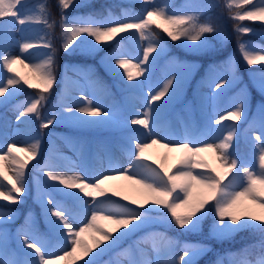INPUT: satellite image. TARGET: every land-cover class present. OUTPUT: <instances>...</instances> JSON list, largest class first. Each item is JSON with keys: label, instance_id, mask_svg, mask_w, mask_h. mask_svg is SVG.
<instances>
[{"label": "snow or ice", "instance_id": "1", "mask_svg": "<svg viewBox=\"0 0 264 264\" xmlns=\"http://www.w3.org/2000/svg\"><path fill=\"white\" fill-rule=\"evenodd\" d=\"M24 3L25 0H0V18L10 17L21 26L43 24L48 29H54L56 21L50 22L46 0L38 5V11L34 13H25L22 8ZM142 3L144 10L135 16L114 19L109 13L104 18L89 15L70 20L64 15V10L73 5L74 0H59L63 50H74L81 43L99 48L116 41L118 36L123 40L125 37L121 34L132 35L146 44L139 62H134V56L123 58L130 54L120 50L119 41L117 49L107 57L110 68L117 74H120L119 69H123L121 75L131 82L146 77L151 70L150 58L155 61L165 51L164 44L153 29L165 33L172 41H180L184 47L205 46L206 34L223 38L221 29L210 18H205L211 5H188L185 9L172 11L168 4L157 3L156 0H142ZM224 6L233 20L260 21L264 24V0H225ZM235 30L240 34L255 32V29L239 23ZM41 40L44 38L41 37ZM19 47V55L0 50V67L11 74L0 79V103L24 91L25 86L36 90L21 105L17 121L34 114V118L41 121V128L64 121L80 129L113 122L112 110L95 95L89 99L83 94V87L78 90V99L83 102L79 106L61 103L54 111L42 114L41 110L57 82L56 48L51 39L43 44L25 39ZM37 47L47 48L48 51L43 58L34 60L29 50ZM239 50L248 66H264V46L243 41L239 43ZM18 65L26 71L18 69ZM232 71L234 74V69ZM85 79L88 85L95 83L87 77ZM175 79L166 80L158 91H149L143 111L126 121L139 126L140 132V135L129 138L126 167L110 165L111 174L92 175L86 167L75 163L64 171L58 170L55 164L44 165L48 169L44 171V176L60 192L78 200L84 207L91 204L90 216L77 220L70 207L48 197L44 201L47 223L55 236L56 247L29 232H22V245L32 251L25 253L31 259H21L15 252H9L4 242L6 234L0 231V264H103L105 254L119 249L122 240L153 220L150 213L157 207L165 212L162 221L181 229H195L202 217L212 214L213 228L219 236L245 229H259L264 233V106H261L259 131L251 130L253 162L249 163L237 155L234 144L237 136L235 122L242 118L243 100L232 111L211 121L199 136L187 126L178 137L161 127V110L172 98L170 89L172 93L176 91L173 88ZM228 82L227 78H223L215 84V88L219 89ZM259 88L264 92V73L259 79ZM225 120L233 122L226 132L221 127ZM209 132L215 133L211 139ZM154 146L164 150L161 158L145 155L146 150ZM40 149L38 136L23 147L10 143L0 149V199L16 202L26 191V170L39 156ZM173 153L179 155L169 165ZM117 179L130 182L140 198H131L123 191L104 187L106 181ZM4 216L11 218L10 213L0 212V220ZM148 242L155 253V260L149 259L146 250L139 244L129 245L118 255L124 257L126 264H192V257L196 255V250L186 245L177 257L174 255V241L163 233L148 234L143 243ZM117 264L120 262L117 261ZM240 264H264V252L255 259H243Z\"/></svg>", "mask_w": 264, "mask_h": 264}, {"label": "rangeland", "instance_id": "2", "mask_svg": "<svg viewBox=\"0 0 264 264\" xmlns=\"http://www.w3.org/2000/svg\"><path fill=\"white\" fill-rule=\"evenodd\" d=\"M34 1L35 0H25L24 5L22 6L25 13L37 12L33 5ZM157 1L158 0H156V2ZM170 9L172 11H179L185 8L174 7ZM142 11L138 14L134 13L133 15L127 11H123L120 16H114L111 18L122 19L125 15L135 16L141 14ZM66 16L71 20L76 17H86L89 15L76 12L73 14H67ZM250 28L255 29L254 34L256 33L264 36V30L256 29L254 27ZM121 35L125 37L123 40L118 36L116 41H113L106 46L92 48L89 43H83V46L87 52L96 53L112 43H115L116 50L117 41H119L120 50L124 53L130 54L123 58L131 59L134 56L136 57L134 62H139V60L142 59V49L146 47V44L139 42L137 38L132 35ZM41 37H43L44 40H41ZM25 39H30L38 44L47 42L46 38L41 33V24H26L21 26L16 24L10 17L2 19L0 22V50H5L12 55H19V46ZM87 39L89 41L91 40V38ZM244 41L251 42L256 46H264L254 39H247ZM47 51V48L37 47L30 49L29 53L33 56L34 60H39L43 58ZM113 52H108L105 55L104 65L108 70L112 69L109 66L110 61L107 57ZM167 52L168 48L165 46L164 53H162L155 61H151L150 58V72L146 74V77L142 76L136 80L138 82L136 90L130 91L122 97L117 96L112 89L105 88L97 81L92 72V65L83 66L78 62H68L66 64L62 70L61 78H63V82L60 85L61 94L58 97L59 105L61 103H72L77 106L82 104L83 102L78 99L80 95L78 90L83 87V94L88 96L89 99H93V96L95 95L101 103L112 110L115 118L111 124L80 129L62 121L55 123L48 128H41V121L35 119L34 114L24 116L17 121V115L19 114V111H22L21 105L26 100V97L32 94L26 90L20 91L15 96L10 97L8 101L0 103V149H3L6 144L10 143H17L18 147H23L28 143H31L33 138L37 136L41 141L39 156L26 170V191L21 194L16 202H12L15 205L14 207H0V212L11 214L10 219L7 216H4L3 219L0 220V231L6 234V240L4 242L9 252H15L21 259H31V257L25 256L26 252H31L32 250L25 249L22 245L20 238V233L22 232H29L32 235L46 240L51 247H56L54 234L41 228L37 214L36 205L44 203L48 197L70 207L73 214L77 217V220H82L85 219L86 216H90L91 204H89L88 207H84L78 200L67 197L60 192L54 183L44 176V171L48 170L44 165L55 164L58 170L64 171L65 169L72 167L73 163H75L78 166L86 167L92 175L100 173L111 174L109 172L110 165L126 167L130 151L129 138L140 135V132L138 131L139 126L130 125L126 123V121L129 118L134 117L137 112L143 111L145 97L149 91H158L159 88L163 86V83L172 77L176 78L173 84V88H175L176 91L175 93H172L170 89V95L172 98L161 110V127L166 128L170 135L178 137L184 132L185 127L187 126L193 133L199 136L211 121L219 119L220 115H224L228 111H232L234 106L243 100L244 108L242 110V118L239 122H235L237 127V136L234 141L235 152L247 162H253L251 130L255 129L259 131L260 129L261 106H264V103L259 102L254 114H250L251 93L248 84L244 81L242 82L241 76L239 75L237 56L232 53L230 56H227L220 65L213 64L206 68L196 79L195 85L193 86L194 98L189 99L180 111L170 113L171 105L175 103V100H179L182 97L184 84L190 82L194 74L197 72L199 63L192 59L179 60L176 56H170L162 63L159 62V59ZM17 67L21 71H26L19 65ZM233 69L234 74L232 71ZM133 71L136 70L133 69ZM262 73H264V70L257 69L250 74V78L254 85L259 86V79ZM6 75L11 74L6 73V70L0 67V79H4ZM85 77L95 83L93 85H88ZM223 78H227L229 82L222 85L221 88L216 89L215 84L219 83ZM165 99H167V97H165ZM232 123L233 122L230 120H225L221 127H223L226 132L228 126ZM107 128L111 129L112 134L103 135L102 133H104ZM214 135V132H209V139ZM238 141L242 142L239 146L236 144ZM163 152V149L154 146L153 148L147 149L145 155L152 156L153 158H161ZM21 155H23V153H21ZM178 155L179 153L171 154L168 161L169 165L175 162ZM73 157H75V159H73ZM98 160H101L103 163V168H99V170L97 168ZM77 170H79V168H77ZM104 187L123 191L124 194L131 198H140L130 182L127 181L119 179L115 181L109 180L105 182ZM4 190L6 191V189ZM164 214V210L157 207L150 213L153 220L144 225L141 229L130 234L129 236H132V241L130 243L121 244L119 249H114L111 255L102 259L103 264H117V261H119L120 264H126L124 257L118 255L119 251L129 245L135 246L137 244L146 250L149 259L155 260L156 256L151 249V243H143L145 237L150 233H163L169 239L174 241V255L177 257L182 254L186 245L192 246L194 250H196V255L192 257V263L199 261L210 251V246L207 242L188 237L173 239L161 229L152 227L154 224L165 223L161 220V217H163ZM15 220L18 223L17 225L12 223ZM47 221L48 217L46 222ZM200 223L195 229H184L185 234L199 231L201 227ZM213 234L221 237L216 234L215 230ZM234 234L235 233L229 234V236ZM257 235L260 234L254 233L250 236L254 237ZM248 237L249 236L246 234L240 235V238L236 240V244L239 246L241 245L242 247L237 250H229L227 257L219 255L214 264H240L241 260L249 259L248 254L251 251V247L244 244ZM228 239L229 238H226V240ZM242 250L246 251L242 252Z\"/></svg>", "mask_w": 264, "mask_h": 264}, {"label": "trees", "instance_id": "3", "mask_svg": "<svg viewBox=\"0 0 264 264\" xmlns=\"http://www.w3.org/2000/svg\"><path fill=\"white\" fill-rule=\"evenodd\" d=\"M41 2H45V0H36L33 2V5L37 11L38 5ZM157 2L161 4L167 3L170 8H186L188 5L197 4L211 5L206 13L205 18H210L225 35L224 38H220L211 34H206L207 41L205 46L201 48H195L184 47L181 45L180 41H172L171 38L165 33H162L158 29H153L157 32V35L160 37L162 43H164L169 48L168 56L176 55L180 60L192 59L199 63L196 74L190 80V82L185 85V89L183 90L184 95L180 100L175 102L173 110H181L183 108V104L188 99L194 97L191 90L192 86L194 85L196 79L204 72L205 68L213 64H221L227 56H230L232 53H234L237 56L241 80L242 82L244 81L248 84L251 92V112L253 113L257 103L260 101L264 102V92H261L260 88L252 83L250 74L255 69L264 70V66L260 64L248 66L241 56L239 43L246 39H254L264 45V36L256 33L240 34L235 30V26L237 23H239L241 26L254 27L264 30V24H262L260 21H236L231 19L228 9L224 6V0H158ZM46 6L50 13V22L51 20H55L56 25L54 29H48L43 24H41V33L44 35L46 40L51 39L56 48L57 82L49 94V99L46 103V106L41 110L42 114H47L49 111H54L58 107V97L61 94L60 85L63 81L61 78L62 70L68 62H78L83 66L92 65L93 75L96 77L98 82H100L106 88L113 89V92L119 97L137 88L138 84L136 80L128 82L126 81V76L121 75L124 73L123 69H119L120 74H117V72L114 70H108L104 65L106 53L115 50L114 44H111L106 48H102L96 53H90L84 49L83 43H81V45L74 50L65 52L62 48V27L60 24L61 9L59 6V0H46ZM144 7L145 6L141 0H74V4L68 9L64 10V15L78 12L84 15H91L95 18H104L108 17L109 13L111 14V17L120 16L121 12L123 11L129 12L131 15L134 13L138 14L144 9ZM2 19L3 18H0V22ZM166 58L167 57H164V59ZM25 90L29 93H36V90L29 89L26 86ZM109 132L110 130H108L107 133ZM240 143L241 142L238 141L236 144L239 146ZM14 206L15 205L11 201H4L0 199V207L12 208ZM36 207L41 228L45 229L46 231H50L48 223L46 222L47 215L45 213V203L37 204ZM200 221V230L189 234H185L184 229L177 227L175 224L165 223L162 225H156V227L162 228L169 236L173 238L188 237L207 242L211 246L210 251L203 258L197 262H193L192 264H212L215 262L218 255L222 254L227 256V252L229 250L240 249L242 246L237 245L236 240H238L242 234L249 236L246 238V243L244 244L251 247V251L249 253L250 259H255L262 252H264V247H262V245H264V233H261L259 229L238 230L234 232V235L218 237L213 234L214 217L212 214L202 217ZM13 224L16 225L18 223L15 221ZM254 233H259L260 235L251 237L250 235H253ZM226 238L229 239L226 240ZM129 241L130 236L122 240L121 244H125ZM112 252L113 250L105 254L102 258L110 255Z\"/></svg>", "mask_w": 264, "mask_h": 264}, {"label": "bare ground", "instance_id": "4", "mask_svg": "<svg viewBox=\"0 0 264 264\" xmlns=\"http://www.w3.org/2000/svg\"><path fill=\"white\" fill-rule=\"evenodd\" d=\"M73 159H75V157H73ZM73 159H72V160H73ZM97 165H98V167H97V168H98V170H99V168H100V169H102V168H103V163H102V161H101V160H98V162H97ZM114 181H115V180H114Z\"/></svg>", "mask_w": 264, "mask_h": 264}]
</instances>
